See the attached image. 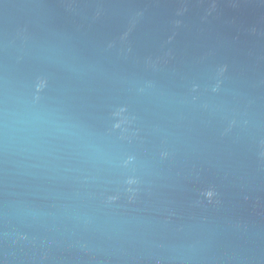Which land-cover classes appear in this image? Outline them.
<instances>
[{
	"label": "water",
	"instance_id": "water-1",
	"mask_svg": "<svg viewBox=\"0 0 264 264\" xmlns=\"http://www.w3.org/2000/svg\"><path fill=\"white\" fill-rule=\"evenodd\" d=\"M0 264H264V0H0Z\"/></svg>",
	"mask_w": 264,
	"mask_h": 264
}]
</instances>
